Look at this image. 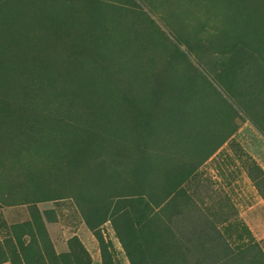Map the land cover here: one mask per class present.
Instances as JSON below:
<instances>
[{
    "label": "rangeland",
    "instance_id": "obj_1",
    "mask_svg": "<svg viewBox=\"0 0 264 264\" xmlns=\"http://www.w3.org/2000/svg\"><path fill=\"white\" fill-rule=\"evenodd\" d=\"M4 1L0 14L27 11L31 24L51 10L72 12L88 38L83 48L71 51L94 60L90 50L102 46L115 58L109 67L122 63L119 67L126 74L117 73L116 79L110 73L95 100L78 95L76 105L84 124L92 118L101 123L110 118L123 121L129 129L136 124V114L118 96L130 92L140 101L136 106L149 116L148 132L140 140L149 170L145 185L151 195L148 202L159 211L152 226L154 234L165 240L164 249L184 253L188 246L177 241L200 235L222 243L210 246L213 254H235L241 258L236 264H264V171L257 162L264 155V135L230 109L215 83L224 65L229 70L222 78L225 86L232 85L234 77L246 81V89L264 91V0H53L44 5ZM22 25L0 17V27ZM70 33L69 38L59 39L67 45L83 43L79 31ZM244 45L252 46L255 53ZM174 46L183 53L188 46L204 49L188 55V62L172 65ZM49 91L54 92L48 88L44 95ZM68 91L76 94L80 87L71 84ZM262 101L248 98L245 104L264 131ZM63 136L44 131L18 161L0 170V194L7 189L19 193L8 206L0 204V264H11L9 252L20 242L26 244V235H37L39 228L54 252L68 257L58 264H75L69 259L75 252L71 238L87 253V264H130L110 223L94 233L79 216L72 197L51 200L50 189H55L53 182L64 169L65 157L77 149ZM139 160L135 155V162ZM130 229L122 231L124 242L132 244L140 236ZM198 249H192L197 256ZM194 258L183 256L178 264H200Z\"/></svg>",
    "mask_w": 264,
    "mask_h": 264
},
{
    "label": "trees",
    "instance_id": "obj_2",
    "mask_svg": "<svg viewBox=\"0 0 264 264\" xmlns=\"http://www.w3.org/2000/svg\"><path fill=\"white\" fill-rule=\"evenodd\" d=\"M32 1L40 5L46 2L53 4V0ZM0 3L5 1L0 0ZM44 14L33 24L27 11L15 15L5 12L0 14L5 21L13 18L23 24L13 28L0 27V170L7 164L18 161L44 131L62 132L63 139L71 140L77 149L65 157L64 169L53 182L55 189H50V193L54 195L51 200L72 197L79 216L94 233L107 222L110 223L116 237L123 244L130 264H178L183 256L189 260L195 257L200 264H218L224 260L236 264L241 258L235 254L230 257L228 254L212 253L210 246L216 241L212 237L191 236L184 243L176 240L178 245L188 246L184 253H171L164 249L165 240L154 234L152 226L159 211H154V206L148 202L151 195L145 185L148 183L149 170L144 158L145 145L140 140L148 132L149 116L136 106L141 104L140 101H135L130 92L118 96L136 114V124L129 129L123 121H113L110 118L102 123L92 118L89 123L84 124L81 119L82 110L76 105L78 95L87 101L95 100L104 90L103 81L109 79L110 73L116 79L117 73L126 74L119 67L122 63L115 64L117 71L109 67L111 59L115 58L102 46H93L90 50L96 56L94 60L76 55L71 50L83 48L86 44L84 41L88 38V32L81 28L78 16L70 11L63 13L55 10ZM73 30L79 31L83 43L64 44L59 39L60 36L69 38L70 31ZM92 32L94 34L95 30ZM36 33L54 40H34L32 35ZM244 46L255 53L252 46ZM202 49V46H188L186 53H183L174 46L171 64L186 63L188 55L192 56L195 51ZM218 54L225 55L220 52ZM221 68L215 83L223 91L228 106L236 115L246 117L264 135L263 128L254 118L256 116H250L253 109L246 105L248 98H254L257 103L261 99L264 102V91L256 87H253L254 90L246 89V81L241 82L234 77L231 78L232 85L225 86L222 78L228 77L229 70L224 65ZM71 84L79 86L80 92L66 93ZM128 86L130 87L129 83ZM48 88L54 92L49 91L50 94L45 96ZM52 102L59 104L49 108L48 104ZM137 154L141 164L135 162ZM262 177L264 178L263 173ZM119 190H124L126 194H120L123 192ZM18 194L12 189L1 192V206H8V201ZM158 207L156 205V209ZM123 227H132L130 230L140 237L134 239L132 244L131 241L124 242ZM37 231V235H26V244L20 242L17 249L9 252L11 264H58L60 260L68 261L65 254L58 255L54 252L40 228ZM97 239L102 245V239L99 236ZM70 244L75 246V252L69 259L75 264H87L88 255L79 242L71 238ZM196 248H199L198 256L192 251Z\"/></svg>",
    "mask_w": 264,
    "mask_h": 264
},
{
    "label": "crops",
    "instance_id": "obj_3",
    "mask_svg": "<svg viewBox=\"0 0 264 264\" xmlns=\"http://www.w3.org/2000/svg\"><path fill=\"white\" fill-rule=\"evenodd\" d=\"M257 162L259 163L260 168L264 171V155L260 159H258Z\"/></svg>",
    "mask_w": 264,
    "mask_h": 264
}]
</instances>
